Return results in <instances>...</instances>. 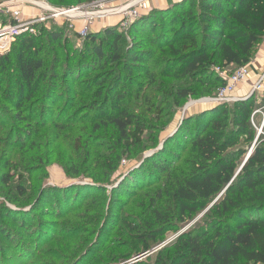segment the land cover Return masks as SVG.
Listing matches in <instances>:
<instances>
[{"label": "rangeland", "instance_id": "374dc122", "mask_svg": "<svg viewBox=\"0 0 264 264\" xmlns=\"http://www.w3.org/2000/svg\"><path fill=\"white\" fill-rule=\"evenodd\" d=\"M128 1L109 0V5ZM198 1L191 11L196 15L189 19L198 21L201 30ZM50 2L69 8L85 0ZM180 3L184 10L169 13L163 21L154 18L149 34L169 31L172 36V44L160 42V50L149 39L126 32L122 20L116 23L117 16L109 17L106 21L111 19L112 24L106 27L103 23L92 27L90 34L97 35V43L104 47L107 27L123 32V61L131 46L156 51L149 62L154 74H134L133 85L120 86L125 66L109 58L98 60L93 45L86 42L88 36L81 38L68 23L42 26L45 66L38 90L25 89L17 99L15 65L1 72L0 264H164L167 253L175 252L170 247L174 240L206 220L208 209L189 212L185 223L168 229L154 215L156 209H174L176 201L168 189L169 172L158 171L152 163L165 160L175 173L187 169L197 160L195 137L181 132L190 131L187 122L195 128L198 114L220 106L200 101L217 92L216 85H209L216 78L213 73L191 76L179 64L163 62L174 61L176 49L183 51V40L173 39L190 1ZM57 26L62 27V37L52 40L48 31ZM139 34L147 35L141 30ZM183 87L197 94L178 105ZM263 93H257L256 103L263 102L264 107ZM116 118L131 120L129 130L144 127L142 142L127 145ZM254 122L264 133V110ZM55 167L63 178L54 175ZM152 228L156 230L149 232Z\"/></svg>", "mask_w": 264, "mask_h": 264}, {"label": "trees", "instance_id": "16d2710c", "mask_svg": "<svg viewBox=\"0 0 264 264\" xmlns=\"http://www.w3.org/2000/svg\"><path fill=\"white\" fill-rule=\"evenodd\" d=\"M189 1L186 11H183L182 3L167 9H154L135 19L125 31L136 39H149L160 50V42L169 46L172 36L169 31L150 35L155 25L154 18L159 17L163 21L169 13L183 9L182 23L173 39L183 40V51L176 49V59L170 61L167 58L163 62L168 66L175 62L191 76L213 73L216 78L212 77L209 85H216L215 89L218 90L225 81L217 72V67L235 69L251 63L264 42V0H199L198 17L203 23L201 30L198 21L190 22L193 19L189 18L196 14L191 13L195 0ZM88 2L91 0H85V3ZM61 28L57 26L55 30L48 31L49 38L60 40ZM44 30L41 27L36 35L19 36L10 51L0 54V74L7 66L15 65L17 69V99L24 96L25 89L35 92L41 85L39 77L45 66L42 55L44 34L41 33ZM140 30L147 35L140 36ZM104 35L106 47L104 43H97L98 36L94 34H89L86 42L93 45L98 60L109 58L111 63L125 66V72L120 76V86L133 85L134 74H154L150 72L149 62L156 51L153 53L131 46L124 55L126 61H123L120 45L123 32L107 27ZM106 48L109 53H106ZM123 79L125 82H122ZM154 79L152 77L150 82ZM141 88L145 89L147 85ZM192 94H197V91L183 87L178 91L176 103L180 105L183 99ZM256 97L257 93L231 103L232 107L221 104L203 111L195 118L193 129L187 122L185 127L190 131L181 133L194 135L197 159L187 169L178 168L175 173L165 160L152 163L158 171L164 174L169 172L167 177L171 179L168 189L173 191L176 201V207L172 210L154 211L160 226L171 229L174 224L188 220L186 213L208 209L206 220L201 225L174 240L170 247L175 252L173 255L170 251L167 253L164 264H264V133L258 137L259 127L254 122L264 107L263 102L256 103ZM131 123V120L115 119L126 144H139L146 129L136 125L134 130H129ZM252 146L253 152L240 170ZM20 178L23 180L22 176ZM156 229L152 228L149 232Z\"/></svg>", "mask_w": 264, "mask_h": 264}, {"label": "built area", "instance_id": "2783aa9c", "mask_svg": "<svg viewBox=\"0 0 264 264\" xmlns=\"http://www.w3.org/2000/svg\"><path fill=\"white\" fill-rule=\"evenodd\" d=\"M147 1L130 0L123 5L110 7L109 0H91L66 8L56 6L49 0H0V54L10 51L19 36L36 35L39 26L51 23L59 25L68 23V27L75 30L81 38H86L90 34L96 21L105 20L110 16L121 17L122 24L128 27L142 15ZM79 21L82 22L80 26L77 24ZM216 70L225 84L218 88L215 95L200 101L221 105L240 100L241 97L236 95V89L249 75L250 63L235 69L217 67ZM252 91L264 92V72L254 84Z\"/></svg>", "mask_w": 264, "mask_h": 264}, {"label": "crops", "instance_id": "0c3cea01", "mask_svg": "<svg viewBox=\"0 0 264 264\" xmlns=\"http://www.w3.org/2000/svg\"><path fill=\"white\" fill-rule=\"evenodd\" d=\"M181 1L182 0H148L145 4V8L143 9L142 13L144 12L146 14L147 11L149 12V11H152L154 9H167L176 3H180ZM147 3L150 4V7H148L149 9L146 7ZM146 8H147V10H146ZM116 18H119L116 21V23H118V21L121 20V17L117 16ZM107 19L101 20V21H96L92 27H94V25L96 23H98V25L103 23V27H106L108 24H112L111 19L109 21H106ZM77 24H78V26H80L82 24V22L79 21ZM113 24H115V23H113ZM263 72H264V42H262L256 56L254 57V59L250 63L249 75L237 87L236 95L241 97V98L248 96L252 92L254 84L256 83V81L259 79L260 75Z\"/></svg>", "mask_w": 264, "mask_h": 264}, {"label": "water", "instance_id": "95a60500", "mask_svg": "<svg viewBox=\"0 0 264 264\" xmlns=\"http://www.w3.org/2000/svg\"><path fill=\"white\" fill-rule=\"evenodd\" d=\"M255 93H256L255 91H252L248 96H246V97H244V98H240V100L248 99V98L252 97ZM260 133H261V129L259 130L258 137H259ZM253 146H254V145H253ZM253 146H252V148L250 149L249 154H248L247 157L245 158V160H244V162H243V164H242L240 170L242 169V167L245 165V163L247 162L248 158H249L250 155L252 154V152H253ZM240 170H239V171H240Z\"/></svg>", "mask_w": 264, "mask_h": 264}, {"label": "bare ground", "instance_id": "6f19581e", "mask_svg": "<svg viewBox=\"0 0 264 264\" xmlns=\"http://www.w3.org/2000/svg\"><path fill=\"white\" fill-rule=\"evenodd\" d=\"M53 172H54V175H56V176H60V174H59L60 171H59L58 168L55 167V168L53 169ZM61 172H62V171H61ZM57 174H59V175H57ZM60 177H62V176H60ZM62 178H63V177H62Z\"/></svg>", "mask_w": 264, "mask_h": 264}]
</instances>
